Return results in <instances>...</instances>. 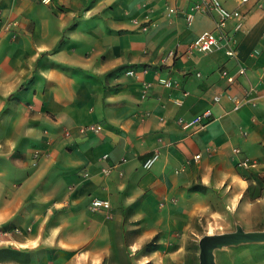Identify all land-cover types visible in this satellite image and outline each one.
Listing matches in <instances>:
<instances>
[{
  "label": "crops",
  "instance_id": "0c3cea01",
  "mask_svg": "<svg viewBox=\"0 0 264 264\" xmlns=\"http://www.w3.org/2000/svg\"><path fill=\"white\" fill-rule=\"evenodd\" d=\"M196 1L0 0V228L19 229L0 234V264L103 257L118 230L137 255L222 212L264 225V0H219L243 15L240 30L227 23L235 57L190 50L215 20L188 24ZM207 108L202 126L179 121ZM89 124L102 127L81 134ZM121 160V173L102 172ZM93 197L111 216L88 209ZM239 245L216 249V264H264V247Z\"/></svg>",
  "mask_w": 264,
  "mask_h": 264
},
{
  "label": "rangeland",
  "instance_id": "374dc122",
  "mask_svg": "<svg viewBox=\"0 0 264 264\" xmlns=\"http://www.w3.org/2000/svg\"><path fill=\"white\" fill-rule=\"evenodd\" d=\"M239 224L232 215L226 212L220 215L209 216L203 215L194 218L188 228L185 230H177L170 235L165 242L159 241V235L145 241L138 250V254L131 256L130 252H134V247L127 245L129 234L127 232H117L115 240L112 241L110 247L103 252L104 256H95L94 251H90L91 257L85 250L77 251L76 264H199L198 262V240L204 234H214L233 231L235 226ZM245 230H256L264 228V225L242 226ZM246 245H259L264 247V242L256 244L242 243L239 247ZM181 247L175 254L174 250ZM8 253L0 251V258L7 256ZM144 263H140L145 261Z\"/></svg>",
  "mask_w": 264,
  "mask_h": 264
},
{
  "label": "built area",
  "instance_id": "2783aa9c",
  "mask_svg": "<svg viewBox=\"0 0 264 264\" xmlns=\"http://www.w3.org/2000/svg\"><path fill=\"white\" fill-rule=\"evenodd\" d=\"M43 3H47L50 0H39ZM242 2L248 1V0H241ZM172 9L170 10V12ZM197 12H203V13H214L215 14V20H214V27L211 30H205L199 33L194 40L190 43L189 48L190 50H194L197 52H209L215 48H224L226 55L229 57H235L237 53L236 45L234 44V40L232 39V36L227 30V23L230 19L236 18V23L234 25V28L236 30H240L242 26V18L243 15L237 13L235 10H229L225 8L219 0H198L194 2L188 9V11L185 14V19L187 23L189 24ZM145 28V27H144ZM126 74L128 75H135L137 74V67H130L126 69ZM245 72L244 67H239L237 70L238 74H242ZM221 76L225 77L227 81L233 82L234 75L229 74L227 70L223 69L221 71ZM262 80H264V75H262ZM166 86H170L172 83L170 80H164L163 81ZM255 86H250L246 92H254ZM224 95L222 93L216 94L213 96V101L218 102L221 98V96ZM227 96V95H226ZM228 98H230L233 101V107L238 108L241 107L245 101L243 98L240 99H233L230 95H228ZM253 104V103H252ZM212 113L210 108L205 109L201 113L195 115L190 120H184L179 119L183 127H188L190 125L198 124L199 126L204 125L209 119H211ZM100 124H89L84 125L80 127L79 132L81 134H86L88 132H96L101 129ZM238 149L235 148L234 152H237ZM34 158L37 157V152H34ZM107 154H104L102 157L105 159L107 158ZM199 155H195V157H198ZM156 158V154L152 155L151 157L147 158L144 162L143 166L144 168H149L153 164L154 160ZM123 160L105 166L102 168V172L104 174L110 173L114 169H118V171L121 173L122 170L119 169V165ZM240 164L247 165L246 159H242ZM86 174V173H84ZM88 209L91 212H101L106 217L111 216V203L108 199H103L99 197H93L90 199V202L88 204ZM19 229L17 227H2L0 228V234H8L9 232H16Z\"/></svg>",
  "mask_w": 264,
  "mask_h": 264
},
{
  "label": "water",
  "instance_id": "95a60500",
  "mask_svg": "<svg viewBox=\"0 0 264 264\" xmlns=\"http://www.w3.org/2000/svg\"><path fill=\"white\" fill-rule=\"evenodd\" d=\"M264 242V228L245 230L240 224L233 231L204 234L198 240L199 264H216L214 251L216 249L242 243Z\"/></svg>",
  "mask_w": 264,
  "mask_h": 264
}]
</instances>
